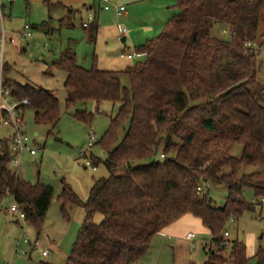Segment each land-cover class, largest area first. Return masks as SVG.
I'll return each mask as SVG.
<instances>
[{
	"label": "trees",
	"instance_id": "obj_1",
	"mask_svg": "<svg viewBox=\"0 0 264 264\" xmlns=\"http://www.w3.org/2000/svg\"><path fill=\"white\" fill-rule=\"evenodd\" d=\"M262 1L176 0L178 14L135 50L144 62L125 70H85L70 51L56 60L65 75L66 108L93 104L98 112L104 103L117 106L96 143L105 159L89 154L93 166L104 165L107 178L94 180L85 203L61 182V213L67 217V206L84 212L65 264H137L156 235L187 215L209 233L204 264L246 263L244 245L223 234L229 220L254 211L245 190L264 198V86L257 79L256 45ZM216 26L225 28L229 40L217 37ZM84 30L93 44L95 20ZM9 68L1 66L2 89L11 102L27 100L24 110L31 109L34 124L49 127L51 135L60 120L59 100L51 91L10 81ZM73 116L93 120L85 111ZM9 141L0 140V203L10 198L38 235L53 190L10 169ZM235 145L242 147L239 159L230 155ZM247 168L256 172L241 174ZM216 186L227 190L220 208L208 196Z\"/></svg>",
	"mask_w": 264,
	"mask_h": 264
},
{
	"label": "rangeland",
	"instance_id": "obj_2",
	"mask_svg": "<svg viewBox=\"0 0 264 264\" xmlns=\"http://www.w3.org/2000/svg\"><path fill=\"white\" fill-rule=\"evenodd\" d=\"M86 1L15 0L12 6L5 7L0 15V30L3 28L6 37L3 52H0V73L2 64L9 65V74L6 77L10 81L53 92L60 107V120L51 135H48L49 127L34 124L31 109L24 113V132L30 140V148L35 150L36 155L30 157L23 153L20 166L15 170L16 174L32 185L38 183L52 188L53 197L38 235L26 221L16 222L14 215L5 213L9 206L8 198L0 206V264H65L82 227L84 212L80 208L67 206V217L61 213L57 199L62 188L61 182L67 184L81 202L85 203L92 181L108 176L102 163L92 171L91 167L85 166V162L90 161L89 154L101 161L105 159V153L96 143L107 129L110 118L117 112V106L104 103L98 112L93 104H78L66 108L63 89L65 75L55 66L56 60L65 51H71L75 54L78 66L85 70L95 67L99 70L121 71L133 67L144 62V57L134 52L146 41L136 44L128 38L127 43L122 44L121 26L125 27L130 32L129 37H132L134 32L148 25V14H152L154 18L158 17L160 22L157 32L146 34V39L152 40L159 36L163 26L178 14L176 0H157L155 4L157 3L158 10L153 7L154 2L147 0L134 6L131 18L126 21L124 18L117 19L111 12L99 11L104 4L95 0L94 9L97 13L99 11L98 20L95 22L98 25V34L95 43L91 44L82 28L86 21L83 12ZM25 26L29 28L30 33L27 38L22 37ZM214 31L220 39L229 40L225 28L216 26ZM10 39L14 41L13 44L9 43ZM256 45L259 48L258 62L261 63L257 79L264 86V0L259 13ZM123 50L125 53L135 54L134 58L119 59ZM121 82L124 86L128 84L126 78ZM3 99L12 104L8 97ZM83 111L93 114L91 124L79 121L73 116L75 112ZM11 134V128L0 125V140L8 139ZM91 135L95 138L94 145L87 150L85 157H81V153L87 149ZM241 152L242 147L235 145L230 155L239 159ZM159 160L158 156L156 161ZM255 172V169L247 168L241 174L249 175ZM208 196L215 207L220 208L227 197V190L225 186L209 187ZM244 198L247 202L254 201L252 190H245ZM94 220L99 223L101 217L96 215ZM225 231L228 234L226 241H238L244 245L245 264H264V208L255 206L253 212L245 213L239 220H229ZM188 233L194 235L193 241L186 239ZM24 239H27L30 245H24L21 241ZM209 242V233L198 219L191 216L178 223L171 236L156 235L150 251L137 264H204L207 260V250L203 248L208 246ZM33 243L37 244L35 249L32 247ZM16 247L26 255H17ZM229 250L230 245L227 246L225 258ZM42 251L47 252L46 257L41 256Z\"/></svg>",
	"mask_w": 264,
	"mask_h": 264
},
{
	"label": "built area",
	"instance_id": "obj_3",
	"mask_svg": "<svg viewBox=\"0 0 264 264\" xmlns=\"http://www.w3.org/2000/svg\"><path fill=\"white\" fill-rule=\"evenodd\" d=\"M104 7L102 8L104 11H108L112 6L110 4V0H100ZM15 0H0V15H1V7L3 4H12ZM115 17L117 19L121 18L125 12L124 6H115ZM87 16V22L83 24V27L86 28L89 23H92L95 20V13L91 10H88L86 12ZM29 28L27 26L24 27V33L22 34L23 38L29 37L30 33L28 32ZM122 34L126 35L127 30L125 28H122ZM6 43V37H5V31L3 28L0 30V52H3L4 45ZM10 44H13L14 41L12 39L9 40ZM246 47H256L254 44L251 45L250 43L246 44ZM133 53L126 52L120 55V58H126V59H132L134 58ZM9 93L7 90L2 89L1 87V79H0V125L9 127L12 130V134L10 136L9 141V150L11 153V161L9 164V167L11 170L15 171L20 166V159L24 152H28L30 156L35 155V150L30 148L29 145V138L27 134L24 132V126H23V110L24 107L29 105V102L27 100H21L12 102V104L7 103L3 97H8ZM95 138L93 135L89 136V141L87 143V149L81 153V157H85L87 150L92 148L94 145ZM160 159H163V155L159 157ZM86 167H91L92 171L96 170V166H93L91 161L86 160L85 162ZM197 191L202 195L204 192L201 188H197ZM253 204L256 206H259L261 209L264 208V198L255 199L252 201ZM9 213L11 215L15 216V219L17 222L24 221V215L23 213L18 209L17 205L15 203H12L9 208ZM224 238L228 236V234L225 232L223 234ZM186 239L189 241H192L194 239L193 234H188L186 236ZM24 245H30L29 241L27 239L21 240ZM33 249L37 247L36 243L32 244ZM15 253L20 256H25L26 253L20 250L19 248H15ZM42 257L47 256L46 251H42L41 253ZM14 264V263H10Z\"/></svg>",
	"mask_w": 264,
	"mask_h": 264
},
{
	"label": "crops",
	"instance_id": "obj_4",
	"mask_svg": "<svg viewBox=\"0 0 264 264\" xmlns=\"http://www.w3.org/2000/svg\"><path fill=\"white\" fill-rule=\"evenodd\" d=\"M97 1H100V0H97ZM143 1H147V0H110V4L112 5V7L108 10V11H104L103 9H99V11H103V12H111L114 16H115V6H124L125 8V12L123 14V16L121 18H124L126 21L131 18L132 14H133V7L136 6V5H139V3L143 2ZM149 1V0H148ZM152 2H154L153 4V7L156 8V10H158L159 8L157 7V3L155 4V2H158L157 0H151ZM95 0H87L86 1V5L84 6V15H85V22L83 24H85L87 22V16H86V12L88 10H94L93 12L95 13V22L98 20V17H99V11L98 13L95 11L94 7H95ZM100 5V4H99ZM4 8L10 6V4H3L2 5ZM128 8V10H127ZM1 15H2V11H1ZM148 18L150 19V21H148V25L146 27H141V29L137 32H134L132 34V37H129V34L130 32L127 30V34L124 35L122 34V28H125L123 26H121L120 28V32H121V35H122V38H125V44L127 43V40H129L131 38V41L133 43L136 42V44H140L141 42H143V40L145 41H148L149 39H146L147 38V35L146 34H149V33H155L157 32V29L160 28V22H159V19H157L158 17L154 18V16L152 14H148ZM156 21V22H155ZM83 24H82V28L84 29L83 27ZM90 24V23H89ZM164 27V26H163ZM98 34V33H97ZM97 38V37H96ZM129 38V39H128ZM95 43V42H94ZM93 43V44H94ZM71 52V51H70ZM72 53V52H71ZM125 53V50L121 51L120 55ZM74 54V53H73ZM120 55H119V59H126V58H120ZM75 56V54H74ZM133 59V58H132ZM132 59H127V60H132ZM77 62V61H76ZM104 71H107V70H104ZM64 82V80H63ZM23 86V85H21ZM27 109H25L23 111V117H24V113L26 112ZM34 136L36 137L37 134H34ZM10 138V137H9ZM8 138V139H9ZM26 155L30 156L28 154V152H24ZM36 155V154H35ZM34 155V156H35ZM30 157H33V156H30ZM16 172V171H15ZM94 182V181H92ZM93 184V183H92ZM9 199V206L7 209H5V213H9V208L11 206V204L13 203V201ZM7 200V198H5L1 203H0V206H2L4 204V202ZM11 215V214H10ZM188 217H191L189 215L183 217L182 219H180L181 222H183L185 219H187ZM177 222V223H174L172 224L171 226L167 227L166 229H164L161 233H159L158 235L160 236H171L173 234V232L177 229V225L178 223H181V222ZM17 222V221H16ZM18 224V223H17ZM189 234V233H188ZM194 240V239H193ZM192 240V241H193Z\"/></svg>",
	"mask_w": 264,
	"mask_h": 264
},
{
	"label": "water",
	"instance_id": "obj_5",
	"mask_svg": "<svg viewBox=\"0 0 264 264\" xmlns=\"http://www.w3.org/2000/svg\"><path fill=\"white\" fill-rule=\"evenodd\" d=\"M120 41H121L122 44H125V38H121Z\"/></svg>",
	"mask_w": 264,
	"mask_h": 264
}]
</instances>
